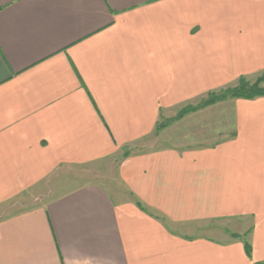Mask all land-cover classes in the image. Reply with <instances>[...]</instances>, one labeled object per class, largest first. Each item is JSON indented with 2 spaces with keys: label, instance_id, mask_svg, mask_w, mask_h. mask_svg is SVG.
Returning <instances> with one entry per match:
<instances>
[{
  "label": "crops",
  "instance_id": "crops-1",
  "mask_svg": "<svg viewBox=\"0 0 264 264\" xmlns=\"http://www.w3.org/2000/svg\"><path fill=\"white\" fill-rule=\"evenodd\" d=\"M261 72L264 0H0V264H264V96L229 140L122 163L127 199L6 206Z\"/></svg>",
  "mask_w": 264,
  "mask_h": 264
},
{
  "label": "rangeland",
  "instance_id": "rangeland-1",
  "mask_svg": "<svg viewBox=\"0 0 264 264\" xmlns=\"http://www.w3.org/2000/svg\"><path fill=\"white\" fill-rule=\"evenodd\" d=\"M264 96V72L237 80L197 99L161 112L149 137L121 148L109 158L88 164L61 167L38 189L7 206L8 213L42 207L44 203L86 185H101L122 199L128 191L121 179L122 163L145 153L167 148L213 147L234 134V103L241 97Z\"/></svg>",
  "mask_w": 264,
  "mask_h": 264
},
{
  "label": "trees",
  "instance_id": "trees-1",
  "mask_svg": "<svg viewBox=\"0 0 264 264\" xmlns=\"http://www.w3.org/2000/svg\"><path fill=\"white\" fill-rule=\"evenodd\" d=\"M257 97H263L262 94H258V93H255V95H251V96H245V97H241L242 99H253V98H257Z\"/></svg>",
  "mask_w": 264,
  "mask_h": 264
}]
</instances>
